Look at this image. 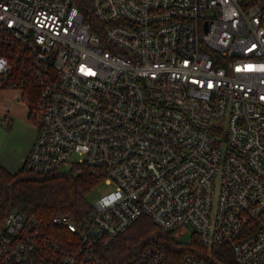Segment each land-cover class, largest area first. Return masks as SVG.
I'll return each instance as SVG.
<instances>
[{
  "label": "built area",
  "instance_id": "built-area-1",
  "mask_svg": "<svg viewBox=\"0 0 264 264\" xmlns=\"http://www.w3.org/2000/svg\"><path fill=\"white\" fill-rule=\"evenodd\" d=\"M0 88L37 122L26 169L112 183L81 217L9 210L0 264H264V0H0ZM140 216L204 251L110 258Z\"/></svg>",
  "mask_w": 264,
  "mask_h": 264
},
{
  "label": "trees",
  "instance_id": "trees-1",
  "mask_svg": "<svg viewBox=\"0 0 264 264\" xmlns=\"http://www.w3.org/2000/svg\"><path fill=\"white\" fill-rule=\"evenodd\" d=\"M83 15L88 17L89 11L83 9ZM97 180L84 164H73L65 170L44 174L32 172L24 166L10 173L0 165V219L11 209L35 215L47 224L59 209L81 217L89 204L87 194ZM50 229L58 232L60 228L50 226ZM148 240L161 244L166 258L172 262L179 261L185 252L199 254L198 249L202 247L197 237L190 243L179 242L172 231H163L148 217L140 216L116 237L107 254L110 258H124ZM212 253L219 261L233 262L227 245L213 248Z\"/></svg>",
  "mask_w": 264,
  "mask_h": 264
},
{
  "label": "rangeland",
  "instance_id": "rangeland-1",
  "mask_svg": "<svg viewBox=\"0 0 264 264\" xmlns=\"http://www.w3.org/2000/svg\"><path fill=\"white\" fill-rule=\"evenodd\" d=\"M37 133V122L29 115L27 104L19 97L18 89L0 88V165L10 173L17 172L25 164ZM77 158L76 155L72 156ZM62 166L59 170L67 169ZM112 183L97 180L87 194L89 203L109 191ZM173 237L182 243H190L196 234L188 225L177 227ZM203 252L204 248L198 249Z\"/></svg>",
  "mask_w": 264,
  "mask_h": 264
}]
</instances>
